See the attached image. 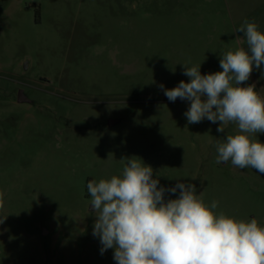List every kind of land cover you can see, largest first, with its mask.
I'll return each mask as SVG.
<instances>
[{
	"label": "rangeland",
	"instance_id": "1",
	"mask_svg": "<svg viewBox=\"0 0 264 264\" xmlns=\"http://www.w3.org/2000/svg\"><path fill=\"white\" fill-rule=\"evenodd\" d=\"M246 19L264 32V0H0V264H117L87 183L133 157L158 187L193 184L213 211L264 227V174L216 163L237 125L190 124V101L160 88L190 82L184 65L222 71ZM249 85L264 97V64Z\"/></svg>",
	"mask_w": 264,
	"mask_h": 264
},
{
	"label": "clouds",
	"instance_id": "2",
	"mask_svg": "<svg viewBox=\"0 0 264 264\" xmlns=\"http://www.w3.org/2000/svg\"><path fill=\"white\" fill-rule=\"evenodd\" d=\"M236 32L243 33L246 47L226 52L220 59L222 71L201 75L200 65H184L190 82L160 88L171 102L190 101L184 113L190 124L205 118L219 121L220 133L223 125H237V134L217 142L216 163L231 161L240 169L251 167L264 174V143L252 138L264 133V97L254 85L240 86L250 78L253 65L259 69L264 64V32L247 19ZM122 160L127 163L121 175L87 183L97 217L93 235L99 237L101 254L114 249L117 264H264V227L257 219L217 213L213 210L218 202L206 205L193 184L158 187L151 166L134 157ZM178 190L177 198L165 199L166 192Z\"/></svg>",
	"mask_w": 264,
	"mask_h": 264
},
{
	"label": "water",
	"instance_id": "3",
	"mask_svg": "<svg viewBox=\"0 0 264 264\" xmlns=\"http://www.w3.org/2000/svg\"><path fill=\"white\" fill-rule=\"evenodd\" d=\"M18 99H19V102H30V101L25 97V95L23 94L22 91L19 93V97H18ZM111 123L113 124L114 121H112Z\"/></svg>",
	"mask_w": 264,
	"mask_h": 264
},
{
	"label": "flooded vegetation",
	"instance_id": "4",
	"mask_svg": "<svg viewBox=\"0 0 264 264\" xmlns=\"http://www.w3.org/2000/svg\"><path fill=\"white\" fill-rule=\"evenodd\" d=\"M24 94V93H23Z\"/></svg>",
	"mask_w": 264,
	"mask_h": 264
}]
</instances>
